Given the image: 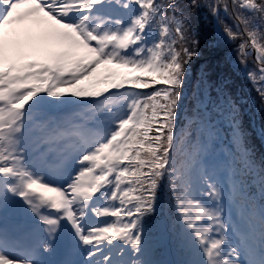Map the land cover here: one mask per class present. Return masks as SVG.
Returning <instances> with one entry per match:
<instances>
[{"label": "snow or ice", "instance_id": "snow-or-ice-1", "mask_svg": "<svg viewBox=\"0 0 264 264\" xmlns=\"http://www.w3.org/2000/svg\"><path fill=\"white\" fill-rule=\"evenodd\" d=\"M169 246L264 264V0H0V264Z\"/></svg>", "mask_w": 264, "mask_h": 264}, {"label": "trees", "instance_id": "trees-1", "mask_svg": "<svg viewBox=\"0 0 264 264\" xmlns=\"http://www.w3.org/2000/svg\"><path fill=\"white\" fill-rule=\"evenodd\" d=\"M135 193H133L134 195ZM149 217H152L153 220H164V221H171L172 218V213L170 208H166L164 204V191H163V186H161V190L158 193L157 196V207L154 213H148L147 214ZM179 225H177V233L179 232ZM145 235L151 239L153 235V228L152 225L146 226V231ZM164 253H160L159 251L154 254L151 259H161L162 255ZM165 259L170 262V264H177V261L184 259V253L182 250L176 248L174 249L173 247L169 246L165 250Z\"/></svg>", "mask_w": 264, "mask_h": 264}]
</instances>
